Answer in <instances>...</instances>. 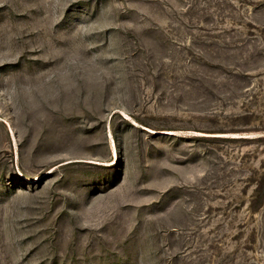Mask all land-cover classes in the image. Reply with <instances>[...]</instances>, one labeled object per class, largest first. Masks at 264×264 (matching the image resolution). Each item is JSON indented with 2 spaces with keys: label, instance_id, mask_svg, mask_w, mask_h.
Returning a JSON list of instances; mask_svg holds the SVG:
<instances>
[{
  "label": "rangeland",
  "instance_id": "374dc122",
  "mask_svg": "<svg viewBox=\"0 0 264 264\" xmlns=\"http://www.w3.org/2000/svg\"><path fill=\"white\" fill-rule=\"evenodd\" d=\"M264 0H0V264H264Z\"/></svg>",
  "mask_w": 264,
  "mask_h": 264
},
{
  "label": "trees",
  "instance_id": "16d2710c",
  "mask_svg": "<svg viewBox=\"0 0 264 264\" xmlns=\"http://www.w3.org/2000/svg\"><path fill=\"white\" fill-rule=\"evenodd\" d=\"M256 203L258 205L255 206L254 210H258L264 203V194L262 192H259V197Z\"/></svg>",
  "mask_w": 264,
  "mask_h": 264
}]
</instances>
